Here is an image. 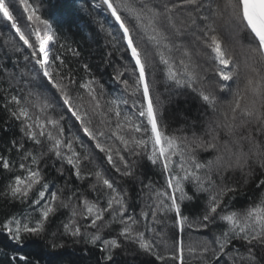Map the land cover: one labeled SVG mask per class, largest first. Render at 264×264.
<instances>
[{
    "label": "trees",
    "instance_id": "obj_1",
    "mask_svg": "<svg viewBox=\"0 0 264 264\" xmlns=\"http://www.w3.org/2000/svg\"><path fill=\"white\" fill-rule=\"evenodd\" d=\"M164 2L165 0H131V3L137 8L144 4L149 7H157ZM227 2L228 0H200L201 7L198 12L192 8L188 9L193 12L196 18L195 25L186 19L185 13H181L176 24V27L180 29L179 34H176L175 30L170 27L165 28L169 36L168 42L173 45L171 52H165V55H170L177 61L185 59V62L190 65V70L196 71L204 78L202 83L205 91L215 93L220 111H214L205 104L197 92L187 87H177L167 78L166 67L156 54L157 48L147 38L149 33H146L143 28H139L129 13L120 9L121 15L132 29L136 44L148 55L146 76L150 92L158 113L162 114L158 115V119L162 125L166 126L169 135L187 136L191 139L195 134L205 141L210 140V127L215 128L214 121L223 119L221 111L227 110L237 86L241 89L244 87L245 64L246 62L252 63L251 53L248 50L251 39L247 30L238 26V22L231 18V9L225 7ZM29 3L37 8L40 17L49 21L51 26L47 28L40 25V30L46 41L45 51L48 53L49 71L52 72L53 79L65 85L76 106L82 104L90 113L91 98L88 91L80 85L89 80L93 81L92 86L100 100L101 111L106 114L105 117L93 114V126H98L105 131L106 136L100 138L102 144L119 147L114 138L112 140L107 138L109 128L114 129L116 124V117L108 112L107 102L114 99H127L129 103L120 106V119L129 115L135 122L141 123L142 127L146 124V120L135 115L139 103L135 108L132 107V104L135 102L147 103L139 92L135 95L132 94L136 80V75L132 72L134 60L131 59L130 51L126 50L122 29L119 28L111 12L106 10L107 6L102 4V0H29ZM10 9L21 29L29 34L31 22L27 20V13L24 12L19 0H11ZM218 10L220 15L216 14ZM203 17H208V19L204 20ZM209 27L215 29V34L222 39L225 46L230 49L235 61L240 65L239 79L234 78L232 81L222 82L228 86L223 91L219 89V77L213 70L214 62L204 55L210 51L204 47L202 42V37L207 33ZM50 35H54L55 39L48 40L47 37ZM29 39L37 48L38 42H36L35 36L29 34ZM24 48L29 49L20 40L19 34L11 26V22L6 21L0 13V155L6 156L10 162L16 164V169L13 172H7L0 168V225L13 215L21 219L29 215L33 220L39 218L38 213L33 211L36 206L29 208V202L22 204L19 200H12L10 196L3 195L13 176L23 174V170L18 168L23 151L14 148L11 141H22L25 150H31L34 154L41 151L38 146H34L33 142L23 135L21 122L11 117L9 111L4 108V104L8 103L9 108L15 110L10 103V97L15 95L21 99L24 106L29 108L30 112L36 114H39V109L28 103L34 96L40 102L47 101L49 105L56 103L64 105L60 92L53 87L48 78L44 80L36 78L37 82L32 88L24 85L26 72L31 70L33 73L35 72V75L37 74L36 68L31 66V61L35 56L26 52L28 55V59H26L24 53H21L25 52ZM185 49L190 53V58L184 56ZM74 51L79 55H74ZM57 56L64 61L63 66L60 64V60L56 59ZM51 61H55V64H52ZM85 64L88 65L87 70L83 67ZM119 73H123V75L120 80H117L116 76ZM68 75L75 83L70 84L67 79L60 81L61 76ZM125 79L131 86L128 89L121 83ZM78 96L83 99H77ZM247 102L245 100L243 103ZM59 114L65 124L63 138L65 141L71 140L73 147L81 154V157L87 155L89 159H81V174L84 178L80 179L74 175V169L66 161L56 158L51 153L45 156L39 167L44 180L49 185V191L58 192L60 195L58 190L64 189L65 195L61 196V199L65 200V203L69 202L67 197L71 196L72 192H77L83 198L98 202L101 207H105L106 198L104 196H100L97 201V195L101 191L99 186L96 191L90 187L95 183V177L91 174L96 171L103 172L104 176L112 180L122 194H127L125 198L128 205L127 215H133L139 221L136 226L137 230L145 231V226H147L149 230L145 231V237L155 245L154 252L166 256L168 259L158 260L155 255L140 249L137 243L126 241L120 237L118 234L122 226L116 222L110 228H102L100 233L102 239L115 238L122 245L114 250L113 260L107 262L104 259L107 253L101 250V242L97 241L96 245L87 242L90 234L97 231L96 228L90 226L89 218L77 217L78 223L81 225L82 236L72 237L64 232L63 224L68 223L71 218V206L77 203V200L73 198L69 207H58L56 214L50 217L46 231L40 237L25 235L24 242L17 243L6 231L0 230V264H182L179 258L171 259L173 253L179 257L181 242L184 249L183 264H216L211 251L203 254L202 248L205 246L216 248V237L221 235L226 225L217 219L210 223L206 229L200 226L208 201L207 193L195 194L192 185L185 184L188 194L194 198L181 203V214L188 218L183 231L176 223L177 217L174 212H158V222L153 221L150 214L145 220L140 214L142 211H149L148 206L153 204L154 199L149 196V186L156 189L165 187V174L161 171L160 165H153L143 153L139 157H135L122 152L130 163L133 160L136 161L134 175L123 177L107 162L105 153L95 147V141L83 133L79 121L69 111L64 109ZM102 119L106 120V124L101 123ZM215 130L218 133V150H198L196 154L201 163L215 161L219 155L224 156L222 163L229 159V153L224 150V144L225 142L231 143L233 138L229 137L222 128ZM124 134L128 135L127 129ZM237 134L248 135L249 133L239 130ZM252 134L258 142L264 141V137L258 131H253ZM135 135L137 138H141V134ZM146 136L147 133L144 134L145 138ZM76 137L79 139L77 140ZM81 144L84 145L83 148L80 147ZM242 144L244 151L247 152L248 141H242ZM44 150L46 151V149ZM233 151H235V147H233ZM24 162L30 164V161ZM215 167L216 164H213V169ZM60 169H63V175L59 171ZM121 171H123L122 167ZM217 175L219 173L213 171V179H216ZM224 175L226 184L238 188L234 197L230 193L224 198L229 210L246 208L264 194V187H256L258 180L264 178L261 175L259 163H253L252 174L247 182L239 170L228 171ZM110 219L111 217L105 213V221ZM53 244L57 245L55 249L52 248ZM190 248L194 251H189ZM234 249L245 251L239 241H233L226 251L233 253ZM219 264H232V259L229 255H224L219 260Z\"/></svg>",
    "mask_w": 264,
    "mask_h": 264
},
{
    "label": "snow or ice",
    "instance_id": "obj_2",
    "mask_svg": "<svg viewBox=\"0 0 264 264\" xmlns=\"http://www.w3.org/2000/svg\"><path fill=\"white\" fill-rule=\"evenodd\" d=\"M10 3L11 0H7V2L6 0H0V13H2L3 18L11 22V26L19 34L20 40L33 49V56L37 55V50L30 41L29 34L35 36V40L38 42V51L43 54V58L38 59L37 63L43 69L44 76L60 92L67 111L79 121L83 133L90 137L92 141H95L96 148L105 153L107 162L111 167L123 177L134 175L136 161L133 160L130 163L122 152L135 157H139L143 153L153 165H160L161 171L165 174V187L156 189L149 186V196L150 198L154 197L153 204L148 206L149 211H142L140 215L147 220L150 214L152 220L158 222V212H174L177 217L176 223L183 231L188 218L181 214V203L184 200L194 198V196L188 194L185 188V184L190 183L195 190V194H208L206 210L202 216L200 226L206 229L210 223L217 219L226 225L221 235L216 237L217 247L205 246L202 248V253L207 254L211 251L216 264H219V260L224 255L230 256L232 264H262L264 262V194L246 208L229 210L224 198L229 196L230 193L234 197L238 192V188L226 184L224 174L228 171L239 170L245 182H247L252 174L253 163H259L261 175L264 176V141L258 142L252 134L253 131H258L264 137V0H228L225 5V7L231 9V18L238 22V26L248 32L251 39L248 50L251 53L252 63L246 62L244 87L241 89L237 86L227 110L221 111L223 119L214 121L215 128L210 127L211 139L208 141L195 134L191 139L187 136L169 135L166 126L160 123L158 115L162 114L158 113V109L153 103L149 81L146 76L148 55L136 44L132 29L120 12V9H123L129 13L136 21L137 26L149 33L147 38L156 46V54L159 56L160 62L165 65L167 78L170 81L174 82L177 87L192 89V91L198 93L205 104L214 111H220L215 93L205 91L202 83L204 78L196 71L190 70V65L185 62V59L177 61L170 55H165V52L170 53L173 47L168 42L169 36L165 28L170 27L175 30L176 34H179L180 29L176 27V24L181 13H185L186 19L195 25L196 18L193 12L188 11V9L192 8L198 12L201 7L200 0H165L157 7H149V5L144 4L140 8L133 5L131 0H115V2L114 0H102V4L107 6L106 10L111 12L119 28L122 29V38L126 41V50L130 51L131 59L134 60L132 72L136 75V80L132 94L135 95L139 92L142 99L147 102L146 104L140 102L132 104V107L135 108L139 103L135 115L146 120L143 127L141 123L135 122L129 115H125L122 120L120 119V106L121 104L127 105L129 103L127 99H114L107 102L109 105L108 112L116 117L115 128H109L107 138L109 140L114 138L119 147L102 144L100 138L105 137L106 133L102 128L93 126V114H98L101 117L106 115L101 111L102 106L96 96V90L92 86L93 81L89 80L80 85L88 91L91 98L90 113L82 104L76 106L65 85L53 79V74L49 71L48 53L45 51L46 41L40 30V25L50 28L49 21L40 17L37 8L29 3V0H19L24 12L27 13V20L31 22L30 33L26 34L17 23V19L10 9ZM217 8L219 9V6ZM216 14L220 15L219 10ZM202 19L207 20L208 17ZM47 39L54 40L55 36L50 35ZM202 42L204 47L210 50L204 55L214 62L213 70L216 76L219 77V89L223 91L228 86L222 82L232 81L234 78L239 79L240 65L235 61L230 49L225 46L222 39L215 34V29L209 27L207 33L202 37ZM73 54L79 55L75 51ZM184 56L190 58V53L186 49ZM56 59L60 60V57L57 56ZM51 63L55 64V61H51ZM60 64L63 66L64 61L60 60ZM83 67L86 70L88 69L87 64ZM122 75L123 73H119L116 79L120 80ZM65 79L70 84L75 83L70 75L60 77V81ZM121 83L126 89L131 87L126 79ZM77 99L82 100L83 98L78 96ZM245 100L248 102L243 103ZM10 103L15 110L9 108L8 103L4 104V108L9 111L11 117L21 122L23 135L31 140L34 146H38L41 151L34 154L31 150H25L22 141H11L14 148L23 151L21 162L18 164V168L23 170V174L13 176L3 195L5 197L10 196L12 200H19L22 204L29 202V208L36 206L33 211L38 213L39 218L33 220L29 215L21 219L13 215L0 225V230L6 231L17 243H23L25 235L27 237H40L46 231V225L50 222V217L56 214L58 207H69L72 199L75 198L77 203L71 206V218L68 223L63 224L64 232L72 237L82 236L81 225L78 223L77 217L89 218L91 220L90 226L96 228L97 231L90 234L87 242L96 245L97 241H100L102 244L101 250L107 253L104 257L107 262L113 260L114 250L122 245L115 238L102 239L100 233L102 228H110L116 222L122 226L118 234L120 237H123L126 241L137 243L140 249L155 255L158 260L168 259V257L154 252L155 245L145 237V231L149 230L147 226H145V231L137 230L136 226L139 221L133 215H127L128 205L125 202L127 194H122L113 181L104 176L103 172L96 171L91 174L95 177V183L90 187L93 191H96L99 186L101 191L97 195V201L100 196H104L106 198L105 207H101L98 202L83 198L77 192H72L71 196L67 197L68 203L61 199V196L65 195L64 189L58 190L60 195H58V192H50L49 185L44 180L42 170L39 167L45 156L51 153L56 158L66 161L74 169V175L80 179L84 178L81 174V159L88 160L89 157L87 155L81 157V154L73 147V142L71 140L65 141L62 136L64 128L60 125V121L46 115V108L49 107L47 101L34 105L39 109V114L30 112L18 96L12 95ZM61 119L63 118L61 117ZM101 123L106 124V120L102 119ZM216 128L224 129L229 137L233 138L231 143L225 142L224 144V150L229 153V159L227 162L221 163L224 161V156L219 155L215 158V161L201 163L196 154L198 150H218ZM125 129L128 130V135L124 134ZM239 130H244L249 134L238 135ZM137 133L141 134V138H137L135 135ZM145 133H147L146 138L144 137ZM76 139L78 140L79 137H76ZM242 141H248L249 143L247 152L243 149ZM80 147L83 148L84 145L81 144ZM233 147H235V151H233ZM24 161H30V164ZM118 164L121 166H117ZM213 164H216L215 169H213ZM121 167L123 171H121ZM0 168L7 172H13L16 169V164L10 162L6 156L0 155ZM59 171L62 175L64 174L63 169ZM213 171L219 173L216 179H213ZM256 187H264V178L258 180ZM105 213L111 217L110 220L105 221ZM233 241H239L245 251L241 252L239 249H234L233 253L226 251L228 246L233 244ZM56 247L57 245H52V248L55 249ZM183 251L181 242L179 257L173 253L171 259L179 258L183 264ZM189 251H194V249L190 248Z\"/></svg>",
    "mask_w": 264,
    "mask_h": 264
},
{
    "label": "bare ground",
    "instance_id": "obj_3",
    "mask_svg": "<svg viewBox=\"0 0 264 264\" xmlns=\"http://www.w3.org/2000/svg\"><path fill=\"white\" fill-rule=\"evenodd\" d=\"M76 4H78V3H76ZM35 47V46H34ZM29 48V47H28ZM36 48V47H35ZM24 50H25V52H21V53H24L23 55H24V57H27V59H28V55H27V53H31L32 54V52H33V49L31 48H29V49H26V48H24ZM36 50H37V52H38V55L37 56H35L34 58H33V60L31 61L32 63H31V66L33 67V68H36V70H37V74L35 75V72L33 73L31 70H30V72H26L25 73V83H24V85L26 86V87H29V88H32L33 87V85L35 84V82H37L36 81V78H37V80H38V78H41V79H46L47 77L46 76H44V72H43V69H41L40 68V65L37 63V60L38 59H41V58H43V54H39V51H38V46H37V48H36ZM27 52V53H26ZM21 53H19V54H21ZM28 103L30 104V105H39V104H42V102H40L35 96L32 98V100H29L28 101ZM49 105V104H48ZM67 110V108H66V105H62L61 103H56V104H51V105H49V107H47L46 108V115L48 116V117H51V118H53V119H56V120H59L60 121V125L63 127V126H65V124H64V122H63V119H61V116H60V114H59V112H61L62 110ZM32 111V110H31ZM39 112V111H38ZM33 113V112H32Z\"/></svg>",
    "mask_w": 264,
    "mask_h": 264
},
{
    "label": "rangeland",
    "instance_id": "obj_4",
    "mask_svg": "<svg viewBox=\"0 0 264 264\" xmlns=\"http://www.w3.org/2000/svg\"><path fill=\"white\" fill-rule=\"evenodd\" d=\"M222 163V162H221ZM160 241V240H159Z\"/></svg>",
    "mask_w": 264,
    "mask_h": 264
}]
</instances>
